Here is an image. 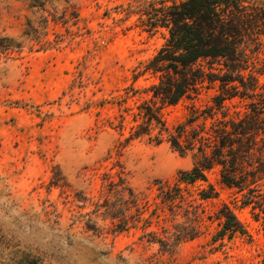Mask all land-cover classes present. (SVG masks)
<instances>
[{
	"label": "rangeland",
	"instance_id": "rangeland-1",
	"mask_svg": "<svg viewBox=\"0 0 264 264\" xmlns=\"http://www.w3.org/2000/svg\"><path fill=\"white\" fill-rule=\"evenodd\" d=\"M180 1L0 0V39L13 45L0 48V194L17 193L16 202L27 206L21 215L29 226L35 221L68 225L44 242L0 223V264H104L109 259L112 264H264L262 214L254 204H243L251 196L260 199L259 192L226 187L219 167L206 173L218 197L203 203L210 219L205 218L204 234L173 251L147 243L141 224L110 232L109 220L92 205L117 198L108 194L105 173L116 179L123 171L128 184L153 202L157 181L173 183L194 165L193 152L179 154L166 136L159 145L146 138L126 143L133 125L128 113L143 102L159 110L172 132L185 124L189 133L200 135L220 127L224 115L260 109V97L252 96L264 92L260 87L218 106L238 85L222 83L238 79L222 60L199 61L204 82L175 105L152 98L148 89L156 80L150 74L135 79L168 38L164 9ZM241 49L248 61L244 75L252 71L264 85V30L246 38ZM121 115L123 131L115 127ZM200 187L207 184L197 183L191 191ZM221 204L233 210L247 235L213 240ZM90 218L93 222H87ZM73 226L78 232L71 231Z\"/></svg>",
	"mask_w": 264,
	"mask_h": 264
},
{
	"label": "trees",
	"instance_id": "trees-1",
	"mask_svg": "<svg viewBox=\"0 0 264 264\" xmlns=\"http://www.w3.org/2000/svg\"><path fill=\"white\" fill-rule=\"evenodd\" d=\"M163 19L168 38L135 76L137 79L150 74L156 80L148 89L153 99H160L168 105L178 103L204 82L206 74L196 68V64L208 59L222 60L228 70L237 72L238 79L222 81H236L238 85L233 87L235 93L218 102L219 107L226 99L249 96V91L255 93L259 87L264 90V85H259L252 71L247 77L244 75L246 67L243 66L248 65V61L241 49L246 38L259 36L264 30V1L182 0L166 7ZM0 41L3 51L13 47L9 39ZM245 79L250 83L246 84ZM252 96L260 97V109H251L242 116L239 112L233 117L224 115V120L219 122L220 127L201 135L189 133L185 124L178 125L172 132L159 110L146 101L135 112L124 108L123 112H130L133 123L125 138L126 143L146 138L149 143L159 145L166 136L171 148L179 154L193 152L194 165L188 171H180L173 183L157 181L153 202L147 194L137 192L128 184L123 171L116 172V179L103 174L108 194L117 198L113 201L105 198L103 202L92 205L95 212L102 210L104 221L109 220L108 230L123 232L141 224L139 229L144 233L141 237L167 251L201 236L205 218L210 220L205 215L203 203L218 197L206 176L214 167H219L220 182L226 187L239 193L259 192L257 197L260 199L253 201L251 196L243 204H254V209H259L264 228V191L261 190L264 185V92ZM120 117V123L115 127L123 131L125 117ZM197 183H206L207 188L191 191ZM215 220L218 221V229L213 236L215 241L247 235L226 204L219 206ZM87 222L93 221L90 218Z\"/></svg>",
	"mask_w": 264,
	"mask_h": 264
},
{
	"label": "clouds",
	"instance_id": "clouds-1",
	"mask_svg": "<svg viewBox=\"0 0 264 264\" xmlns=\"http://www.w3.org/2000/svg\"><path fill=\"white\" fill-rule=\"evenodd\" d=\"M17 193L12 197L0 194V223L5 226L19 228L21 235L28 238H38L44 242L52 239L56 235L57 229H67L68 225L65 223H58L53 226L51 223L42 221H35L31 226L22 218V213L27 209V206L22 200L16 202ZM19 218V219H18ZM15 221V223H14ZM72 232H78L75 226L71 229ZM80 239L79 236H77ZM94 246V245H91ZM104 264H112L111 260H105Z\"/></svg>",
	"mask_w": 264,
	"mask_h": 264
}]
</instances>
